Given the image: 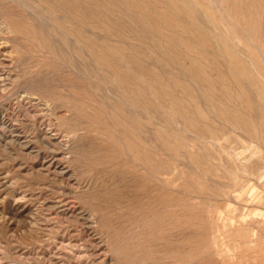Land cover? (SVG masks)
<instances>
[{"label": "rangeland", "instance_id": "rangeland-1", "mask_svg": "<svg viewBox=\"0 0 264 264\" xmlns=\"http://www.w3.org/2000/svg\"><path fill=\"white\" fill-rule=\"evenodd\" d=\"M95 1L74 0L73 23L0 0L23 32L0 21V264H264V120L246 91L160 1L131 16L165 58L119 0Z\"/></svg>", "mask_w": 264, "mask_h": 264}, {"label": "bare ground", "instance_id": "bare-ground-1", "mask_svg": "<svg viewBox=\"0 0 264 264\" xmlns=\"http://www.w3.org/2000/svg\"><path fill=\"white\" fill-rule=\"evenodd\" d=\"M4 1L14 3V5L16 7L23 8L22 9L23 11H26L28 9L33 10L34 12H37V10L38 11L39 10H47L49 13L59 14L63 19H66V20H72V18L70 19V13H71V10L74 8V5H75L73 3L74 0H4ZM81 1L83 3H86L87 0H81ZM154 1H160L161 2V4H162L161 8H162L163 12L182 15V17H184V19L186 18L184 21H182L183 25H185L187 23L192 28L199 31V33H201V35H203L204 37H207V39H208V37L211 38V40L213 41V44L215 45L214 48H216V51L214 52L213 55H217V58L221 57L222 59H224L227 62L226 67L228 69L226 68L227 69L225 72L226 77L228 79H230L231 82L234 83V84L231 83L233 86L236 85V88L241 91V94H245V91H246L245 96H248V100L251 103V110L255 113V115H257V117L260 116L261 120H264V105L262 104V102L264 103V92L262 91V88L264 89V0H154ZM93 2L96 3L97 5H99L97 1L93 0ZM112 2L109 1V3H111L113 6L116 7V5H117L119 8L125 10L124 11L125 14H122L121 19L124 20V18H127L126 20H128V23H134L135 22L131 16V10L134 7V3L136 4V2L134 0H119V3H114V2L112 3ZM102 8L105 11L109 10V7H107V8L102 7ZM80 12H81V10H80ZM39 14H40V12H39ZM3 16H4V14H3ZM30 17H32V16H30ZM82 18H84V16H82ZM12 19H8V16L5 15L2 18V20H0L1 26H2V30L5 33H8L11 37H16L22 31L20 28H17V27H19L18 26L19 24L15 25V22ZM28 20L31 21L30 19H28ZM34 21H32V23H34ZM72 22H73V20H72ZM74 22H75V20H74ZM36 25H37V23H36ZM135 26L138 27V29L140 31L139 35L141 36V38H143L145 41L148 40L147 43H150V47H154V49L153 48L152 49L155 51V53L159 54L161 58H165L166 57V51L168 49L167 45H164L160 41L156 32L149 28L148 23L145 20H142L139 22H135ZM42 27H44V26H42ZM78 27H79L78 32H81L82 34L87 32L86 24L84 25V23L81 22L80 24H78ZM34 31H35V29H34ZM89 31H91V30H89ZM46 33L48 34V32H44V34H46ZM195 34H196V32H195ZM162 41H164V40H162ZM41 44H42V42H41ZM210 44H212V43H210ZM82 46H84V45H82ZM71 49H73V48H71ZM102 50H103V48H102ZM87 52H88V50H87ZM94 52H95V50H94ZM191 58H193V57H191ZM114 59H116V58H114ZM164 61L168 62L167 59H164ZM218 61H220V59ZM170 64L171 63H169V65ZM221 65H223V63ZM100 66H102V65H100ZM165 66H167V65H165ZM83 67H84V65H83ZM167 67H169V66H167ZM223 70H224V68H223ZM132 72H133V70H132ZM75 74H78V76L80 75L81 77H84V79L89 77L86 74V72L75 71ZM180 74H182V73H180ZM100 82H102V81H100ZM145 82H147V81L145 80ZM96 84H98V83H96ZM33 87L38 89V90H42V91L46 92V91L50 90L51 83H50V81L47 82V80H37L35 82V84L33 85ZM244 87H245V89H244ZM53 88H51V90ZM234 88H235V86H234ZM135 91H137V90H135ZM253 94L257 95L258 100L254 99V97L252 96ZM163 96H164V94H163ZM31 97H32V95H31ZM34 97H35V95H34ZM35 99H37V97ZM52 100L54 102V104H53L54 109L55 108L59 109L61 106L59 107L56 104L57 100L55 99L54 96H53ZM61 100H63V99H61ZM124 103H122V104H124ZM239 118H241L240 122L242 124L245 123V125H247V126L249 125V121H247V119H244V117L242 115H240ZM218 123H219V121H218ZM38 132H39L38 135H40V136L42 135L43 137L49 139L48 132H43V131H38ZM254 135L257 138H260V139L263 138L264 139V137H261L262 134L257 133ZM216 139H218V138H216ZM75 146L76 145H72V146H70V147L68 146V148L67 147L66 148L68 151L72 150V152L76 154L78 148ZM77 155L79 157H81L82 159L88 158L87 151H81ZM185 156H187V155H185ZM165 188H166V186H165Z\"/></svg>", "mask_w": 264, "mask_h": 264}]
</instances>
